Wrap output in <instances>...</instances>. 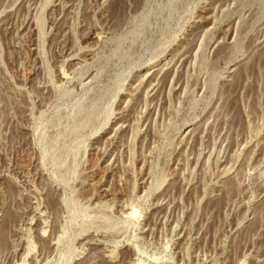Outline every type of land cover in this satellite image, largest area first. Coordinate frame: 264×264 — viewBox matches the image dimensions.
<instances>
[{
    "label": "rangeland",
    "instance_id": "374dc122",
    "mask_svg": "<svg viewBox=\"0 0 264 264\" xmlns=\"http://www.w3.org/2000/svg\"><path fill=\"white\" fill-rule=\"evenodd\" d=\"M0 264H264V0H0Z\"/></svg>",
    "mask_w": 264,
    "mask_h": 264
},
{
    "label": "bare ground",
    "instance_id": "6f19581e",
    "mask_svg": "<svg viewBox=\"0 0 264 264\" xmlns=\"http://www.w3.org/2000/svg\"><path fill=\"white\" fill-rule=\"evenodd\" d=\"M42 236V235H41Z\"/></svg>",
    "mask_w": 264,
    "mask_h": 264
}]
</instances>
